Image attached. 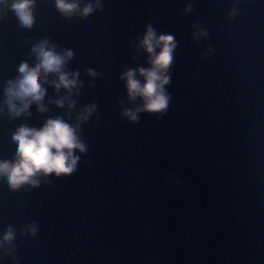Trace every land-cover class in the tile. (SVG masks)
<instances>
[{"label": "water", "instance_id": "obj_1", "mask_svg": "<svg viewBox=\"0 0 264 264\" xmlns=\"http://www.w3.org/2000/svg\"><path fill=\"white\" fill-rule=\"evenodd\" d=\"M11 3H0V160L13 162L17 128L55 118L85 150L35 186L0 178V264H264V0H79L94 5L87 16L35 0L31 27ZM149 25L176 44L158 112L124 78L143 83L153 67ZM43 41L72 51L63 71L77 84L57 89L59 73L42 70L46 111L31 102L13 116L9 81Z\"/></svg>", "mask_w": 264, "mask_h": 264}, {"label": "clouds", "instance_id": "obj_2", "mask_svg": "<svg viewBox=\"0 0 264 264\" xmlns=\"http://www.w3.org/2000/svg\"><path fill=\"white\" fill-rule=\"evenodd\" d=\"M4 2L5 0H0V3ZM52 3L65 16H71L77 11L87 16L94 11L92 3L81 9L79 0H52ZM34 4L35 0H12L11 8L24 27H31L34 23ZM95 6H100V0H96ZM142 44L146 51L152 54L153 67L139 69V73L145 78L143 83L136 78V70H129L124 74L129 95L132 98L142 97L144 110L163 111L167 108L169 99L165 94L164 85L169 82V77L165 73L173 60V50L176 47L174 37L172 35L157 37L155 30L149 25ZM47 45V41L36 45L32 51L37 63L32 67H29L27 62L21 63L18 68L19 78L9 81L6 95L13 116L26 112L31 102H37L40 110L46 111L45 106L40 103L46 91L40 81L42 70L45 77L49 73H59L58 81H52L57 89L64 87L71 91L77 84L78 73L63 71L66 61L73 55L72 51L68 50L60 54L54 47ZM158 47L159 53L156 52ZM63 102L62 99L56 101L61 106ZM87 111L90 114L92 108ZM126 115L133 120L138 118L131 110H126ZM84 118L86 119L87 116ZM10 139L16 146L14 159L12 163L0 160V178L12 189H18L24 184L38 185L40 181L36 177L40 175L71 173L78 160L73 150H85V145L78 139L75 128L61 118L48 119L39 129L21 126L15 130ZM32 231L35 233V228ZM12 239L14 232L9 228L3 236V241Z\"/></svg>", "mask_w": 264, "mask_h": 264}]
</instances>
